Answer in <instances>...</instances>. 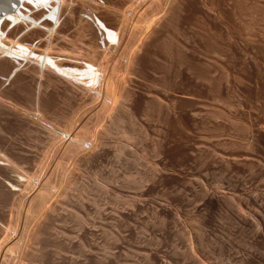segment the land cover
<instances>
[{"label": "rangeland", "instance_id": "1", "mask_svg": "<svg viewBox=\"0 0 264 264\" xmlns=\"http://www.w3.org/2000/svg\"><path fill=\"white\" fill-rule=\"evenodd\" d=\"M95 1L94 13L120 31L109 11L122 12L127 0ZM176 1L182 5L153 13L134 37L140 66L115 86L130 99L110 135L102 122L97 136L105 145L77 164L60 156L65 171L54 169V157L45 167L60 196L38 215L22 210L7 188L19 177L0 166V234L24 223L36 237L20 259L2 250L0 264H264V0ZM67 23L61 32L71 41L60 34L54 55L88 49L92 35L81 38ZM22 66L26 78H17L28 91L0 99V126L4 153L22 155L21 166L33 172L50 145L21 110L37 84L25 73L32 66ZM16 80L4 82L0 98L16 93ZM53 83L43 91V119L62 127L85 98Z\"/></svg>", "mask_w": 264, "mask_h": 264}, {"label": "bare ground", "instance_id": "2", "mask_svg": "<svg viewBox=\"0 0 264 264\" xmlns=\"http://www.w3.org/2000/svg\"><path fill=\"white\" fill-rule=\"evenodd\" d=\"M115 1L117 0H114V2ZM124 1L125 0H122L123 3ZM125 2H127V4H124L125 6L122 5L123 8L125 7V10L122 9V12L118 11V13H114L113 10H111V13L109 11L110 16H112L110 18L121 24V29L118 31L117 28L114 30V28L110 26L111 23H106L105 20L98 17L96 12L94 13V10L90 8V4L92 3L100 5L97 4L95 0H0V88L3 86L4 82H15L17 75L24 80L26 77L23 78L18 74L19 71H21V66H25L26 64L32 66V68H29L30 70L28 69L29 71L27 70L28 72L25 73L28 74V77L35 78L37 84H35L34 90H32L33 88L31 89V86L29 87L33 93L31 97L32 100H26L31 95L29 92L30 95L27 94V98L25 99V106H23V108L20 107V109L22 108L21 110L25 113L27 118L30 119L31 117L35 122L40 123L48 134L50 145V155L44 156V158H42L43 160L36 164L34 171L29 172V170L27 171L21 166L24 163L22 155L18 154L19 157L16 158L14 156L9 157L4 153V145L6 144L5 140L7 138L5 137V129L0 126V166H6L15 170L19 177L9 182L12 189L7 187L9 194L17 195L18 208H22V210L30 209L29 211L33 208L31 212L37 214L52 197L60 196L57 187L50 182V178L48 179L49 176L46 177L44 173L45 170H48L45 169V167L47 165V168L50 167V159L52 160L54 157V169L62 168L61 170H63L65 167V158L77 164L86 154L93 153L94 149H97L100 145H105L104 143V145H102V142L99 141L97 136L100 128H102V122L109 121L108 126H110V128H106V126V129L103 127L105 130L102 128L105 131V135L109 134L111 128L119 125V122L123 118V116H121L122 118L120 119L119 114L126 107L124 103L128 98L130 99V94H127L128 92L125 91L123 93L121 91V93L124 94L121 95L119 92L120 87L118 86L119 91H117V93V88L115 86H117V82L121 80L120 78L124 79H122L123 82L125 81L123 76L129 77L134 74L132 73V71H136L132 70L134 64V69L140 66L138 64L136 65L141 58H139L138 54L136 55V51H138V53L140 52L138 49L134 51V48L137 43L138 45L140 44V41L135 43V46L134 41L140 38V35L144 32L143 29L145 26L149 22L151 24L149 19L150 15L157 12L160 13V10L163 8L165 9V7L169 9L168 6L172 7L174 4V6L182 5L181 2L176 0H127ZM116 3L117 2H115V5H117ZM120 4H122L121 1L119 3V9L121 8ZM104 7L108 8L106 6ZM87 8H89L88 11L85 10ZM82 14H86V17H82ZM163 14H165V12ZM162 20L163 19H161V22H163ZM171 20L172 19H170V22ZM154 21L157 22L156 20ZM67 22L78 27L79 37L87 38L89 35H92V38L90 39L86 51L75 52V56L69 54L63 55L62 53L58 55L59 53L56 54V52H54L58 55L56 56L52 54V47H57L56 42L60 40L63 27L65 25L66 27L68 26ZM158 23L156 25H158ZM172 24L170 23V25ZM149 26L151 27V25H148V27ZM146 31H148V29H146ZM138 32L141 33L138 35L139 38L136 37ZM149 33L152 32H146L145 35L147 34L148 36ZM63 36L68 39L66 35L62 34V37ZM63 39L64 38H62V40ZM66 39H64V43L67 45ZM171 39L173 41V38H170V40ZM29 41L31 43H29ZM34 42L36 44H34ZM168 42L170 44V41ZM59 44H61V41ZM170 45H172V43ZM40 46L42 49H39ZM69 46H71V44H69ZM65 47H68V45ZM170 49L174 50L175 48ZM56 50L66 52L67 49L62 48L61 50L60 47V50L58 48H56ZM163 50L161 51L162 53L164 52ZM166 50L167 52L169 51L167 46ZM67 51L70 52V50ZM71 52L73 51L71 50ZM171 52L169 51V53ZM45 74L49 75L50 78H47L48 80L45 79L47 83L43 85L44 83L42 80ZM47 75L44 78H46ZM17 79L16 82L19 85L15 83L17 88L16 85L14 86L16 88V93L4 91L2 92L1 100L7 97L16 98L18 97V93L26 96V92L28 91L26 90L27 85H24L19 78ZM54 81L65 83L67 86L66 92H70V90L73 92L76 91L85 98H82L85 100V104H83L84 101H82L81 105L77 107L62 127L55 122H46V118V120L43 119L46 113L45 107L47 108L43 99V91L44 88L48 87L49 89V86H52L51 84H54ZM121 85L122 84H120V86ZM122 87L124 88V85ZM29 108H31L33 114L30 112ZM87 111L89 112L87 113ZM99 134L101 133L99 132ZM57 154H59V157ZM55 156H57L58 159ZM60 156L64 158L62 159L61 157L64 162L60 159ZM82 161H84V159ZM25 222H27V220ZM17 225L19 224L14 223L10 225L5 231H2L3 234H0V238L4 236L3 242L1 243L2 247H0V253L5 249V252L7 251L12 254V256L14 255L17 259H20L29 241H33L36 237L33 238L29 233L27 224L23 223L20 229H17ZM31 238L33 240H31Z\"/></svg>", "mask_w": 264, "mask_h": 264}]
</instances>
